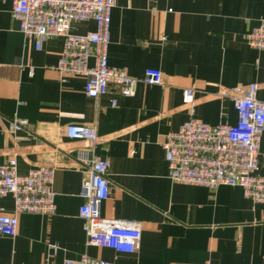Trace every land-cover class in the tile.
I'll return each mask as SVG.
<instances>
[{
  "label": "crops",
  "instance_id": "obj_1",
  "mask_svg": "<svg viewBox=\"0 0 264 264\" xmlns=\"http://www.w3.org/2000/svg\"><path fill=\"white\" fill-rule=\"evenodd\" d=\"M11 8L12 0H0V164L15 158L20 174L52 167L55 211L18 213L16 234H0V264L81 255L119 264H264V203L236 186L172 182L162 147L164 135L190 116L234 124L237 113L222 91L255 84L264 100V50L244 38L264 19V0H115L107 58L135 78L131 96L113 86L87 96L83 77L55 69L63 38L48 37L36 49ZM73 28L84 33L95 26ZM149 67L161 71V84L142 82ZM16 117L27 127L7 132ZM70 123L93 126L94 147L68 138ZM90 154L108 161L109 195L100 215L140 223L132 253L87 243L78 208ZM256 173L264 176V132ZM0 211L13 213L11 195L0 198Z\"/></svg>",
  "mask_w": 264,
  "mask_h": 264
},
{
  "label": "built area",
  "instance_id": "obj_2",
  "mask_svg": "<svg viewBox=\"0 0 264 264\" xmlns=\"http://www.w3.org/2000/svg\"><path fill=\"white\" fill-rule=\"evenodd\" d=\"M115 0H12L11 15L20 32L34 41L38 49L48 37H62L63 46L55 69L62 75L81 76L84 92L97 97L113 86L123 96L134 93L135 78L126 70L108 64L111 12ZM93 22L95 28L77 33L73 26ZM246 43L264 50V19L244 35ZM91 62V63H90ZM142 82L161 84L162 73L146 68ZM187 96L191 90L185 91ZM228 96L237 113L234 124L211 125L190 116L175 131L164 135L162 147L167 162L168 178L184 185L215 189L220 185L241 188L245 198L264 203V176L256 173L259 147L264 132V100L257 97V86L247 85L222 91ZM115 104V101H112ZM28 125L25 118L10 119L6 131L15 133ZM64 134L75 140H85L94 147L98 141L93 126L70 123ZM87 167L80 183L83 202L78 215L83 220V231L89 245L132 253L140 244V223L105 218L100 215L101 203L108 198L110 182L108 161L90 154L84 162ZM53 168L39 166L25 174L17 171L15 158L0 164V198L11 195L14 211H0V234L13 237L17 230V214L22 212L51 215L55 211L52 191ZM53 248L55 255L56 247ZM42 264H119L101 258L81 255L60 262L46 257Z\"/></svg>",
  "mask_w": 264,
  "mask_h": 264
}]
</instances>
